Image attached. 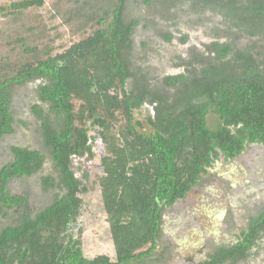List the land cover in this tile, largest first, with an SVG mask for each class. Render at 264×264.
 <instances>
[{"label":"trees","instance_id":"1","mask_svg":"<svg viewBox=\"0 0 264 264\" xmlns=\"http://www.w3.org/2000/svg\"><path fill=\"white\" fill-rule=\"evenodd\" d=\"M125 1L66 0L62 22L78 35L77 40L54 52L48 42H37L32 35L21 37L16 50L0 59V138L13 131L9 87L41 79L37 96L49 106L56 125H51L38 105L34 110L44 121L43 138L63 191L29 217L26 196L10 194L8 183L34 174L44 155L39 150L11 147V160L0 166V212L16 208L21 219L0 229V264L141 262L156 246L164 207L184 198L219 154L232 159L247 143L264 144V74L251 54L239 55L241 63L229 66L223 60L231 47L217 42L211 46L218 65L205 71L203 81L193 80V92L157 104L153 117L135 119L134 110L148 94L146 89L126 86L130 72L122 51L131 46L137 21H124ZM44 3L16 0L10 7L21 14ZM236 12L223 14L236 19L235 26L249 25L250 34L264 25V0L255 6L254 18ZM238 69L241 72L236 73ZM182 79V75L169 76L165 82L173 85ZM197 94H205L207 100L194 102ZM212 106L222 122L215 129L206 120ZM91 128L98 132L107 153L99 185L114 260L106 254L86 257L80 234L75 237L71 232L83 190L72 170V158L92 154ZM45 181L54 185L50 177ZM262 234L264 209L249 220L236 242L196 264H237L249 256Z\"/></svg>","mask_w":264,"mask_h":264},{"label":"rangeland","instance_id":"2","mask_svg":"<svg viewBox=\"0 0 264 264\" xmlns=\"http://www.w3.org/2000/svg\"><path fill=\"white\" fill-rule=\"evenodd\" d=\"M14 1L0 0V59L6 52L16 50L21 37L32 35L37 42H48L54 52H60L78 39V35L62 22L66 0H44L42 7L30 8L21 14L12 12L10 4ZM259 1L126 0L124 21H137L131 46L122 51L130 72L126 86L127 89H135V86L146 89L148 94L134 110L135 119L143 121L148 116L153 117L157 104L172 102L184 92H193V80L203 81L205 71L218 65L212 43L231 47L223 60L228 61L229 66L241 63L239 55L251 54L264 74V25L250 34L247 32L249 25L238 23L240 26H235L236 19L223 14L229 15L235 9L237 16L254 18V8ZM177 75L184 79L173 85L166 84V77ZM41 82V79L33 78L9 87L13 131L0 138V166L11 160L12 146L39 150L44 155L42 166L34 174L13 178L8 183L10 194L26 196L29 217L63 194L58 185L59 174L43 138L44 121L34 110V105H38L51 125H56L49 106L37 96ZM205 100V94H197L193 99L194 102ZM206 120L210 129L222 124L213 112V106ZM230 130L235 133L233 127ZM89 134L92 136V154L72 158V170L83 190L79 194L81 208L71 232L75 237L80 234L86 257L106 254L114 260L99 185V179L104 175L102 158L107 153L96 129L91 128ZM48 177L54 180V185L46 183ZM263 209L264 144L247 143L235 158L225 159L219 154L184 198L164 207L152 254L141 262L128 264H196L217 249L236 242L249 220ZM20 219L19 209H3L0 229L14 225ZM222 264L232 263L225 261ZM237 264H264V234L249 256Z\"/></svg>","mask_w":264,"mask_h":264}]
</instances>
